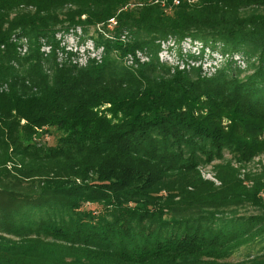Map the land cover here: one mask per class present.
Segmentation results:
<instances>
[{"label":"trees","instance_id":"1","mask_svg":"<svg viewBox=\"0 0 264 264\" xmlns=\"http://www.w3.org/2000/svg\"><path fill=\"white\" fill-rule=\"evenodd\" d=\"M262 9L264 0H0V264H264V252L225 260L264 237V167L244 168L264 155ZM112 18L99 59L59 58L57 29H104ZM168 36L197 39L200 55L210 48L225 61L209 74L201 64L164 69L152 51ZM136 51L152 53L149 62L113 67L116 57L137 61ZM48 128L61 133L53 145L41 141ZM153 139L161 154H142ZM196 146L207 162L228 148L238 165L215 164V181L205 179ZM167 157L186 161L173 170ZM84 203L107 206L112 220ZM242 203L260 213L228 229L187 222L152 241L131 230L167 224V208L212 220Z\"/></svg>","mask_w":264,"mask_h":264},{"label":"rangeland","instance_id":"2","mask_svg":"<svg viewBox=\"0 0 264 264\" xmlns=\"http://www.w3.org/2000/svg\"><path fill=\"white\" fill-rule=\"evenodd\" d=\"M132 5V4H131ZM264 10V9H262ZM62 16V12H60ZM115 26V20L112 18L109 20V23L106 25L104 29L102 26L99 25L97 27H89L82 30L80 27L75 28H61L57 29L58 31L55 32V38L59 40V46L62 48L63 51H59L57 55L61 58V54H67V57L74 63H78L80 65H84L85 61L89 58L99 59L100 55L102 54V49L100 45H97L96 40L99 39V34L103 35V37H110L114 34L113 28ZM122 38L127 39L129 34L127 31H122ZM18 50L22 51L21 54H28V43L27 38L21 36L18 39ZM202 43L194 39L192 37H185L182 40L175 39L174 37H166L165 40H160V46L157 50H153V54L156 55L160 64L165 67H174L178 66L179 68L188 67H197L199 64L202 66V70L206 73H213V71L221 66L224 63L225 57L220 55V53L216 50H211L210 48L205 49V54L202 56L199 53L201 52ZM42 52L46 54L49 51L48 46L45 44L43 47L40 48ZM112 55H115L112 53ZM136 60H134L133 56L126 55L122 59L116 57L118 62H113V67L118 70H121V67H136L138 63H146L149 62V59L152 56V53L146 51H136ZM191 55V56H190ZM154 56V55H153ZM236 62L240 65H244L243 61L240 57L235 56ZM26 67V65H25ZM164 70L162 73H165ZM47 130V131H46ZM45 130V134L41 138V141H45L47 144H55L57 138L61 135L60 132L56 131L54 128H48ZM42 135V134H41ZM38 135L37 137H41ZM36 137V138H37ZM142 154H147L149 156L153 155H160L161 154V144L158 140L153 139V141L148 145H145L141 148ZM174 152L177 153L176 149H173ZM194 154L196 155L195 160L198 164V169L203 178L214 180L213 178V166L218 163H224L227 161L232 162L234 165H238L234 161L233 154L229 151L228 148H224L222 151V158L221 159H214L211 162H207L205 160V156L201 152V150L196 146L194 149ZM191 151L185 148L184 153L182 156L184 158L188 157ZM175 157H167V161L174 165L173 170L177 169L181 163H184L186 160H183L182 157L178 160L174 159ZM261 167H264V155H260L255 157L251 162L245 165L246 171H257ZM161 196L165 197L166 192L162 191L160 193ZM138 197H134L133 199H137ZM134 201H129V205L133 206ZM81 211H92V216L98 217L105 216L106 219L112 220V215L109 212L107 206L102 204H94V203H84L80 209ZM197 209H189L184 207H173L167 208L164 210L163 220H167V224L159 223V220L155 219L154 221L145 220L143 226L140 224L132 222L131 223V230L134 232V239L141 241L142 239H146L152 241L156 236L159 237L161 240L168 236L169 234H176L180 233L186 228L187 222L189 225L197 224L200 222L201 224H211L213 227H225V228H232L236 226L242 219H245L247 216L259 214L260 211L257 210L255 207L247 204L242 203L237 206H230L221 208L220 211L215 213L212 220H206L204 218V211H201L200 219L197 220L199 214H196ZM189 220V221H188ZM166 225V226H165ZM11 238H15L13 235H6ZM122 243L125 246L130 247L132 245L131 239H127L126 237L122 238ZM119 244L118 238H113L110 246L114 248L116 245ZM264 252V237L255 240L254 242L245 245L243 247L238 248L237 250L233 251L229 257L225 260L229 262H239L246 258L261 254Z\"/></svg>","mask_w":264,"mask_h":264}]
</instances>
